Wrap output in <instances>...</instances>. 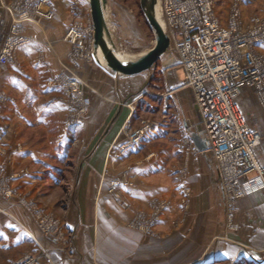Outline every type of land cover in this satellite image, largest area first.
<instances>
[{"label": "crops", "instance_id": "0c3cea01", "mask_svg": "<svg viewBox=\"0 0 264 264\" xmlns=\"http://www.w3.org/2000/svg\"><path fill=\"white\" fill-rule=\"evenodd\" d=\"M50 2L53 17L39 26L24 23L27 41L16 50L18 64L0 76V91L9 94L0 103V185L30 191L33 185L66 178L71 194L84 203L63 215L59 239L45 233L31 213L1 192L0 264L27 252L43 264H264V189L226 202L216 161L205 144L200 149L192 140L194 135L204 143L193 93L183 83L180 65L163 63V55L157 62L163 88H171L163 105L172 118L163 114L162 125L138 148L121 152L125 137L120 128L129 114L125 103L146 84L140 74L149 70L113 73L96 52L95 60L72 62L70 43L63 36L75 21L91 20L88 0ZM217 14L225 24V16ZM256 49L264 52V44ZM66 67L83 82L87 100L85 113L73 126L65 123L64 92L55 83L70 74ZM235 103L247 125L263 134L254 154L264 165L263 108L249 86L240 89ZM136 116L134 112V125ZM183 135L191 139L184 162L179 147ZM22 168L28 172L13 178ZM123 171L133 182L118 185L126 208L107 192L109 179ZM100 184L103 188L97 192ZM157 198L169 201V207L154 226L157 236H145L129 222L137 209H147ZM183 199L188 210L179 216ZM96 200L99 206L94 207Z\"/></svg>", "mask_w": 264, "mask_h": 264}, {"label": "built area", "instance_id": "2783aa9c", "mask_svg": "<svg viewBox=\"0 0 264 264\" xmlns=\"http://www.w3.org/2000/svg\"><path fill=\"white\" fill-rule=\"evenodd\" d=\"M241 4L242 0H234L226 23L222 24L215 12V0H160L169 48L183 71L184 85L193 93L204 144L216 161L219 183L229 204L264 189V165L254 154L263 134L247 125L235 103L240 89L249 86L264 111V52L256 49L264 44V14L253 16L244 25ZM1 7L0 65H3L14 62L16 49L27 41L24 23L39 26L41 21L53 17L54 10L50 0H12ZM63 39L70 43L72 62L95 60L91 20L72 23ZM69 73L56 78L55 83L64 92L69 112L67 122L73 126L85 113L87 100L83 96V82L71 70ZM7 99L9 96L0 93V102ZM135 104L136 100L127 103L129 114L120 129L125 137L121 152L138 148L159 126L156 119H141L137 126L132 125L129 120ZM190 145L191 139L183 135L180 149L188 153ZM119 182L117 178L109 182L112 192ZM145 220L141 229L148 231L158 220V211ZM43 231L51 234L49 229ZM9 264L43 263L38 256L24 255Z\"/></svg>", "mask_w": 264, "mask_h": 264}, {"label": "rangeland", "instance_id": "374dc122", "mask_svg": "<svg viewBox=\"0 0 264 264\" xmlns=\"http://www.w3.org/2000/svg\"><path fill=\"white\" fill-rule=\"evenodd\" d=\"M11 1L12 0L0 1V5L8 4ZM233 2L234 0H215L214 7L216 14L218 12L222 17L225 16L224 18H227ZM241 6L245 23H249V21L255 15L264 14V0H242ZM106 19L109 36L113 45L115 46V50L125 51L128 53H133L134 55H138L153 46L155 41L154 33L146 22L145 16L140 7L139 0H107ZM164 55L162 60L163 63H170L171 66L177 65V61L174 58L172 49L169 48V50H167ZM16 64H18V61L15 54L14 62L4 64L7 65L6 67H0L1 79L2 75L7 74L8 67ZM157 65L158 63H156L153 71L149 70L146 73L140 74L141 76H145V79H147V81L144 86L139 87L137 92L135 91L136 93H134L133 97L136 100L134 112L137 113V125L139 124L141 119H156L160 121L159 123L161 126L162 122L165 119L163 117V114L168 116H166L167 119L172 118V113L171 110H169L168 105H163L164 99L167 98L166 92H168L171 88H163V78L159 73V67ZM2 87L3 83H0V88ZM0 93L4 92L0 91ZM4 94L6 96H9L8 93ZM133 100L126 102L125 105ZM3 102L4 101L0 103H2L3 105ZM65 105L67 109L65 123L66 125H69L67 122L69 112L66 102ZM132 118L133 116L129 121L132 125H134L132 122ZM172 128H174V126ZM17 146L19 147L18 144ZM186 154L187 153L183 154V162L185 160ZM27 172L28 169L26 168L17 169L13 172L12 177L18 178L25 175ZM114 178L119 179L120 182L123 181L125 185H133V182L129 179L126 171L121 172L120 176L112 177L111 179H109V182ZM21 187H19V185H15L14 189V187L11 185V188H3L2 184L0 185V193L2 192V195H4V197L6 198H14L19 207L26 209L29 213H31V215H33L35 221H37L38 226L42 230L49 229L51 233L50 235H54L55 237L57 236L59 237V239H61L63 236V230H61L60 227L63 224L62 221H65L66 219V217H63V215L67 213L70 208L77 207L79 205L81 206V204L84 203L82 199L78 200V195L71 194L72 184H70L68 180L64 178L57 184L33 185V189L30 191H24L25 189ZM102 188L103 184L98 185L97 192H100ZM37 190L38 192H36ZM107 192L111 194L110 196L112 197V200H114L119 207H127V203L123 199V195H121V190L118 188V186L112 192L108 184ZM98 203L99 200H96L95 202H93V206H99ZM168 207L169 201H167L166 199L157 198L151 202V205L147 209H137L133 213L129 224L145 236L156 237L157 232L155 231L154 226ZM187 210V200L183 199L181 207L178 210V215H183V213ZM157 211L158 220L152 226H150L148 231L142 230V224L145 218L150 216L151 213H155ZM55 212H58L59 215ZM179 216H177L173 220L174 224H176V221L178 222ZM24 255H32L36 257L35 254L27 252L25 254H22L20 257L11 260L10 262L17 260Z\"/></svg>", "mask_w": 264, "mask_h": 264}, {"label": "water", "instance_id": "95a60500", "mask_svg": "<svg viewBox=\"0 0 264 264\" xmlns=\"http://www.w3.org/2000/svg\"><path fill=\"white\" fill-rule=\"evenodd\" d=\"M156 0H139L146 22L154 33L152 47L133 59H120L115 53V46L111 42L107 27L106 7L107 0H88L90 17L93 25V49H99L103 55L105 66L113 73L120 75H134L150 70L169 49V37L155 16ZM194 144L204 148V143L197 136H192Z\"/></svg>", "mask_w": 264, "mask_h": 264}, {"label": "bare ground", "instance_id": "6f19581e", "mask_svg": "<svg viewBox=\"0 0 264 264\" xmlns=\"http://www.w3.org/2000/svg\"><path fill=\"white\" fill-rule=\"evenodd\" d=\"M154 9H155V16L157 18V20L159 21V23L161 24V26L164 28V23H163V19H162V15H161V6H160V0H156L155 2V6H154ZM111 39V38H110ZM112 41L110 40L109 41V44L111 43ZM115 53L116 55L120 58V59H133L135 57H137L138 55H134L133 53H128V52H125V51H119V50H115ZM96 55H97V58L102 62V63H105L104 61V58H103V55L101 53V51L99 49L96 50Z\"/></svg>", "mask_w": 264, "mask_h": 264}]
</instances>
